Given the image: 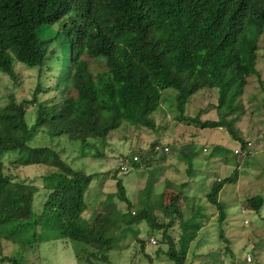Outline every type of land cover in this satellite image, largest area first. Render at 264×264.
Returning a JSON list of instances; mask_svg holds the SVG:
<instances>
[{
  "label": "trees",
  "instance_id": "trees-1",
  "mask_svg": "<svg viewBox=\"0 0 264 264\" xmlns=\"http://www.w3.org/2000/svg\"><path fill=\"white\" fill-rule=\"evenodd\" d=\"M263 23L264 0H0V73L16 80V61L38 70L31 98L19 100L11 92L0 102V155L17 151L11 163L50 168L46 172L43 166L41 187L26 180L15 183L0 159V240L19 244L16 252L2 255L0 261L25 264L26 250L60 239L65 245L72 242L76 253L82 245L86 248L85 255H75L79 262L105 263L108 252L126 233L143 252L159 232L157 241L153 239L167 245L162 254L170 264H183L190 242L202 227L195 212L190 210L187 221L183 211L181 216L175 213L177 199L182 200V209L190 197L184 193V185L169 198L160 192L157 201L151 197L155 196L154 181L141 178L146 184L131 198L118 176L121 164H127L128 172L132 166L142 169L144 161L151 163L156 140L144 151V161L141 152L120 153L122 163L111 175L116 179V192L94 196L90 186L96 173L74 169L52 147L30 145L31 128L43 127L52 135L81 143L84 149L96 148L92 140L105 141L123 122L154 130V113L161 103L167 105L163 91L169 89L174 103L170 110L175 111L178 124L225 127L232 132L234 120L244 113L243 108L233 106V100L247 77H257L264 87V75L257 67ZM51 43L54 46L48 50ZM90 63L101 64L102 71L94 74ZM48 71L55 75L53 87L59 98L39 101L37 95L46 90L43 74ZM203 88L217 89L218 120L199 121L197 116L185 114L188 99ZM29 108L35 116L32 126L26 117ZM239 140L241 150L249 147V141ZM237 177L232 174L211 182L203 196L206 221L208 209L214 206L217 221L224 223L227 217L219 192ZM42 193L45 198L38 211L33 203ZM195 197L191 196L192 211ZM248 204L258 212L264 197H251ZM174 219L180 227L177 241L172 233ZM143 220L148 240L127 230ZM220 233L230 251L226 235ZM28 237L30 243L25 245ZM127 244L123 242L122 248ZM220 252V248L211 251L209 258L216 262Z\"/></svg>",
  "mask_w": 264,
  "mask_h": 264
},
{
  "label": "rangeland",
  "instance_id": "rangeland-1",
  "mask_svg": "<svg viewBox=\"0 0 264 264\" xmlns=\"http://www.w3.org/2000/svg\"><path fill=\"white\" fill-rule=\"evenodd\" d=\"M53 46L54 44L51 43L48 50ZM259 50L257 67L264 75V36L261 37ZM90 66L94 74L102 71L103 68L101 64L90 63ZM15 70L16 80L0 73L1 103L5 102L7 93L11 92L19 100L32 97L38 77L37 68H28L16 63ZM43 75L42 81L46 90H43L44 93H39L37 99L42 101L53 96L59 98V93L53 87L56 83L54 73L48 71ZM170 92L169 89L163 91V95L167 98V102L165 100L167 105L161 103V108L164 106L163 111H159L161 108H158L154 113L156 125L154 130L136 128L123 122L119 128L108 134L105 141L92 140L96 148L87 147L84 149L81 143L69 140L66 136L52 135L43 127H32L28 143L32 146L52 147L74 169L85 173H96L90 186L91 193L96 196L98 192H116V179L111 175H113L115 168L121 164L118 161L120 153L125 155L132 150L141 152L143 154L142 161H144V157H147L144 151L149 149L153 140H156L158 148L152 154L151 163L144 161L145 168L140 169L132 166L128 172H118V176L123 180L127 195L132 198L144 187L148 178L154 183L160 184L163 179H158V177L162 175L191 174V179H194L193 175H198L195 182H187L200 191V194L195 197V211H192L194 207L191 196L186 199L187 203L184 204V208L181 209L182 200L179 198L175 207L177 215L181 216L183 211L182 218L184 217V221L189 219L190 210L191 214L195 212L200 220L195 217L202 225L197 231L196 237L189 244L187 259L183 264H264V204L258 212L250 209L248 204V199L251 197L260 195L264 197V87L260 85L257 77H247L243 90L238 92L233 100V106L236 109L238 107L243 108L244 113L234 120L232 132H229L225 127L203 128L195 123L178 124L174 120L175 111L170 110L171 108L174 109L173 97ZM216 92V88L199 90L188 99L185 114L190 117L197 116L199 121L218 120L220 114L217 108ZM26 113L27 122L29 126H32L35 118L34 111L29 108ZM232 136L249 141L251 145L242 151L241 141ZM165 145H169L170 153L164 152L163 147ZM235 149L240 152L233 154ZM181 151L188 154L183 155ZM82 152L87 155L81 156ZM190 152L195 153L194 157L189 154ZM95 153H103L104 155L102 158L90 156ZM16 154L17 151H8L0 155V159L4 163L5 173L12 175V181L15 183L26 180L39 186L38 182L44 175V167L47 169L46 172H49V166L41 164L17 166L11 163ZM185 170L187 174L184 172ZM232 174L238 177L234 182H226L218 196V200L224 205L227 218L222 225L219 224L217 221L218 211L214 209L216 207L211 206L208 209L209 221H206L205 217L208 216L204 213L206 206L203 196L210 190L212 181H218V178L221 177L222 179ZM155 177L157 180H154ZM141 178L146 180H140ZM181 180L186 181L187 177L176 178L173 182L180 183ZM186 189L189 190L188 185ZM174 192L175 190L167 192V198ZM154 195L151 197L158 201L157 194L154 193ZM43 198H45L44 193L39 194L34 200V208L38 211L41 209ZM156 214L160 215L158 211ZM174 223L172 233L175 241H177L180 231L179 221L175 220ZM146 228V220H143L138 225L127 227V230H132V232L130 231L132 234L148 240ZM221 230L229 241L230 251L226 250L227 244L223 242L220 236ZM158 233H155V237H153L156 241L159 237ZM30 240L31 237H28L25 240V245H29ZM134 240L131 239L129 233H126L118 243H113L115 244L113 249L108 252L109 261L105 263L100 261L98 264H149V257H151L152 264H170L167 257L162 254V251L167 249L166 244H157V242V245H153L148 241L142 252ZM123 242H128L124 248H122ZM18 245L1 239L0 257L7 254L12 255L18 249ZM219 248L222 251L220 258L213 262L209 258L211 251L217 252ZM85 251L86 248L82 245L81 250L76 253L72 248V242L65 245L60 239H54L41 242L26 250L23 258L25 264H87L82 260L79 262L75 256L85 255ZM157 252L159 255H156ZM247 253H250L252 257L251 262H246L244 259ZM0 264H9V262L0 261Z\"/></svg>",
  "mask_w": 264,
  "mask_h": 264
},
{
  "label": "crops",
  "instance_id": "crops-1",
  "mask_svg": "<svg viewBox=\"0 0 264 264\" xmlns=\"http://www.w3.org/2000/svg\"><path fill=\"white\" fill-rule=\"evenodd\" d=\"M184 172L186 173V170ZM197 176L198 175H193L194 179H191V175H188V174L187 175H162L161 177H158V179H163V181L160 184H158L157 182L154 183V193L158 195L160 192H164L167 195V192H170L171 190H175V192L179 191L181 189V186L184 185L183 191L186 195L197 196L200 194V191L196 190L193 185L187 184L188 181H189V183L195 182V180L197 179ZM181 177L182 178L187 177V180L186 181L181 180L180 183L173 182V180H175L176 178L181 179ZM201 178H203V177H201ZM136 182H137V180H136ZM187 185H188L189 190L186 189Z\"/></svg>",
  "mask_w": 264,
  "mask_h": 264
},
{
  "label": "built area",
  "instance_id": "built-area-1",
  "mask_svg": "<svg viewBox=\"0 0 264 264\" xmlns=\"http://www.w3.org/2000/svg\"><path fill=\"white\" fill-rule=\"evenodd\" d=\"M164 149H165V151L168 150L167 147H164ZM235 152H237V150H235ZM136 159H137L136 156H134V160H136ZM120 162L122 163V160H121V159H120ZM120 168H121V171H126V169H127V164H126V163H125V164H121V165H120ZM150 241H151V243H155V240H154L153 238H151ZM244 258H245V261H246V262H250V261H251V255H250L249 253H247V254L244 256Z\"/></svg>",
  "mask_w": 264,
  "mask_h": 264
},
{
  "label": "clouds",
  "instance_id": "clouds-1",
  "mask_svg": "<svg viewBox=\"0 0 264 264\" xmlns=\"http://www.w3.org/2000/svg\"><path fill=\"white\" fill-rule=\"evenodd\" d=\"M261 26H263V28H264V23H263ZM261 26H260V27H261ZM262 36H264V32L262 33L261 37H262ZM260 42H261V38H260ZM259 49H260V48H259ZM259 52H260V50H259ZM259 52H258V53H259ZM263 58H264V55H263ZM16 63H20V64L24 65V64L21 63V62H17V61H16L15 64H16ZM24 66H25V65H24ZM262 66H263V65H262ZM26 67H27V66H26ZM263 67H264V66H263ZM28 68H29V67H28ZM216 93H217V92H216ZM248 145L250 146L251 143L248 142ZM164 147H167L168 150H169V147H168L167 145H165ZM164 147H163V149H164ZM157 148H158V147H157ZM168 150H167V151H168ZM203 150H205V149L203 148ZM235 150H237V149H235ZM235 150H234V153H236V154H238V153L240 152L239 150H237V152H235ZM167 151H165V152H167ZM242 151H243V150H242ZM219 179H220V178H218V180H219ZM149 243H151L150 240H149ZM155 243H156V241H155ZM155 243H151V244H155ZM249 254H250V253H249ZM244 259H245V258H244ZM251 259H252V257H251ZM250 262H251V261H250Z\"/></svg>",
  "mask_w": 264,
  "mask_h": 264
}]
</instances>
